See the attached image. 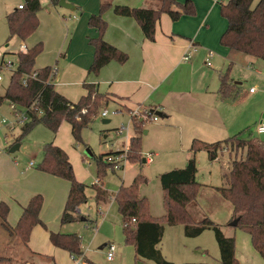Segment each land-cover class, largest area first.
I'll list each match as a JSON object with an SVG mask.
<instances>
[{
  "label": "crops",
  "instance_id": "obj_1",
  "mask_svg": "<svg viewBox=\"0 0 264 264\" xmlns=\"http://www.w3.org/2000/svg\"><path fill=\"white\" fill-rule=\"evenodd\" d=\"M24 1L20 0L19 3L13 5L7 11L5 20L6 16L16 11L19 5L24 4ZM38 1L40 10L36 14L37 28L24 41L14 36L11 38V42L19 41L26 46L27 50L41 44L42 50L35 58L34 68L39 70L50 67L56 70L52 81L55 92L69 102L76 103L87 94L84 85H91L94 91L106 96V104L103 108L113 105L119 114H127L128 118L135 110L153 111L159 120L153 123V128L147 127L144 130L146 122L143 126V135L150 136L149 134H152L157 145L155 149L158 152L165 151L166 148L176 149L178 147V153L171 149V154H177L174 155L175 157L159 160L157 165L160 164L163 167L171 164L178 166L177 168H183L188 160L194 156L197 165L196 181L200 184V188H202L201 185L206 186V188H217L212 181L216 180L215 165L220 161L219 156L214 161H209L204 151H199L193 155L190 151L191 144L194 140L213 144L235 136L249 122L242 118L251 116V113L241 114L236 108L233 97L223 99L219 94V76L226 70L230 74L231 63L239 58L235 54H241L230 51L219 44L220 37L227 26L226 20L220 16V4H217L215 0H175L179 4H184L186 1L192 2L195 7V14L192 16L181 15L177 21H172L167 14H162L155 25L153 42L144 38L139 25L133 18L117 16L112 9L107 10L102 16L107 23L102 39L125 53L127 61L124 64L111 61L101 68L97 75H93L88 73L94 55V49L89 44V40L97 38L98 32L88 26V20L91 16L98 14L101 4L109 2L112 7L156 9L160 0H65L72 7L70 9L62 8L59 5L53 6L49 0ZM172 10L181 12L174 6ZM190 45H193L195 50L192 52L189 61L184 62L182 57ZM8 46L6 44L5 48ZM17 53H19L17 50L11 51L12 55ZM5 54L0 57V60L4 58ZM206 60L209 61L210 65H206ZM229 79L233 83L230 76ZM237 84L233 83L235 92L237 91ZM263 115L264 113L258 122ZM60 129H63V134L70 133L72 136L71 126L67 122L61 123L57 132L54 133L56 135L55 140L53 143L51 142L64 151L65 147L58 143ZM118 150L119 148L109 152H117ZM141 151L142 147L140 153ZM149 154L152 155V160L157 154L159 156V153ZM67 157L69 159V155ZM0 159V175H11L10 178L0 179V184L9 185L8 190L0 189V203H5L8 206L7 222L14 228L30 199L40 195L42 204L39 219L43 225H36L35 227L41 226L46 230L50 220L55 221L54 227H50L49 231L42 233L51 245L48 233H58L55 228L60 226L62 228L63 226L60 219L69 193V183L38 171L37 166L35 167L32 162L20 167L19 163L12 165L8 157L0 155ZM203 160H207L208 165L207 176L204 177L206 183L204 184L197 180L200 170L199 164ZM141 162L148 165L144 159ZM222 171L224 172V170ZM223 172L221 179H223ZM78 180L82 182V177ZM146 181L145 185L139 186V196L142 198H149L147 194H141V189L148 184V180ZM99 182L100 179L97 177L93 187H98ZM99 188L106 194L107 198L96 203L98 206L107 207L114 198H111L112 196L107 190L102 189L101 186ZM231 215L232 208L225 217L224 226L228 228H234L229 226ZM81 221L84 220L81 219ZM35 227L31 231L26 248L31 255L37 257V254L30 250L41 251V248L38 247V241L32 240ZM183 228L182 225H166L164 228L158 248L165 260L170 263L173 262V259L167 257V253L163 251L164 241H167L165 244L167 249L171 246L175 254L180 255L183 261L190 256L193 250L195 252L205 250V247L197 240H195L196 242H189L184 236ZM114 229L118 230L115 227ZM40 231L39 228L37 232ZM118 231L114 237L112 230L102 233L101 242L103 244L98 249L105 250L107 253L108 245L114 246L112 260L108 261L105 254L108 263L114 262L117 252V262L120 264L123 263L124 259L130 264H152L138 258L135 255L134 247L125 244L123 228ZM224 235L234 238V255L238 264H264V257H261L253 249L249 235L242 232L238 234L236 230ZM112 237L116 244L110 241L113 239ZM50 248L48 253H54L56 250L59 254L68 255L61 249L53 246ZM48 255V257L41 256L50 258V254ZM81 256L85 262L91 264L86 260L83 252ZM51 258L52 262L56 264V256Z\"/></svg>",
  "mask_w": 264,
  "mask_h": 264
},
{
  "label": "trees",
  "instance_id": "obj_2",
  "mask_svg": "<svg viewBox=\"0 0 264 264\" xmlns=\"http://www.w3.org/2000/svg\"><path fill=\"white\" fill-rule=\"evenodd\" d=\"M51 5L57 6L60 0H49ZM228 0L220 4V16L226 20L227 26L220 37L219 44L230 51L245 56L264 60V0ZM177 7L181 12L173 11ZM112 9L117 16L131 17L140 27L144 38L154 41L155 25L162 14H167L172 21H177L181 15L192 16L195 7L192 2L179 4L175 0H160L156 9L112 7L109 2L101 4L98 14L88 20V26L96 29L98 36L90 39L89 44L94 49L93 61L88 73L97 75L101 68L111 61L124 64L127 55L115 47L107 44L103 39L107 23L103 14ZM40 10L38 0H25L22 9H18L6 16L9 41L16 36L24 41L37 28V12ZM42 46L38 44L19 52L16 57V70L11 74L4 94L0 96V106L5 102L13 103L21 110H25L28 121L21 125V137L27 135L36 126L42 125L52 133H56L63 122L71 126L74 141L81 142V132L91 125L99 110L106 104V96L94 91L91 85H84L87 94L76 103H71L55 92L52 69L46 67L35 70V58L41 53ZM36 72L34 78H30ZM27 77V78H26ZM26 78V85L22 81ZM219 94L221 98H232L236 94L234 85L226 70L219 76ZM41 111V115L38 112ZM133 136L127 149V161L141 160V134L145 120L132 118ZM17 140L16 142H18ZM190 151L196 154L204 151L209 161H214L220 152L226 151L230 155L244 152V157L234 159L230 163L229 171L223 175L225 188H214L221 197L228 201L232 208L231 220L238 218L237 226L250 236L253 249L264 257V143L253 138H243L241 133L213 144H206L194 140ZM119 152H109L95 157L96 174L100 179L108 168L105 158ZM38 171L50 174L69 183L70 189L64 210L60 219L61 225L77 222L81 216L76 215L80 205L86 202L84 184L75 178L72 165L66 153L52 143L43 147V158L36 168ZM197 165L194 156L186 166L159 175V183L163 191V207L165 215L160 219L149 216L146 198L139 196V186L143 177L137 175L127 187H121L114 196L118 213L123 221L124 242L132 245L135 255L152 264H172L165 260L158 245L162 240L164 225H182L186 238H196L204 231L213 232L219 251V262L215 264H238L235 255V242L232 237H226L221 229L211 220L205 218L194 222L186 207L196 200L200 184L196 181ZM95 200H105L106 194L94 187ZM42 204L40 195L30 199L23 209L17 225L12 231L7 226L8 206L0 203L1 227L9 231L24 246L29 240L32 229L41 225L39 211ZM134 219L135 222L131 223ZM43 225V224H42ZM51 245L72 255L81 256V239L76 234L48 233ZM1 260V259H0Z\"/></svg>",
  "mask_w": 264,
  "mask_h": 264
},
{
  "label": "rangeland",
  "instance_id": "obj_3",
  "mask_svg": "<svg viewBox=\"0 0 264 264\" xmlns=\"http://www.w3.org/2000/svg\"><path fill=\"white\" fill-rule=\"evenodd\" d=\"M257 1L258 0H255L254 4L257 3ZM19 2L20 0H0V57L6 53L3 61H12L14 64L16 57L11 54V51H18L21 42H11V39L7 41L9 33L5 15L13 5H16ZM227 2L228 0H225V3ZM6 44L9 45L8 48H5ZM235 55L239 58L231 63L229 74L233 83H238L236 86V96L233 97V100L236 102V108L241 114L247 115L251 113L249 118H242L244 121L249 122L240 130V133L243 138H253L264 143V134L258 135L255 131L256 124L264 113V60L250 58L241 54ZM3 76V81L0 82V96L4 94V90L8 85L11 76L10 71H4ZM251 88L254 89V93H249ZM104 109L109 112V115L106 118L100 116V113ZM17 110L23 112L21 108H18ZM2 119H6L8 122L2 123ZM16 119L17 118L10 109L9 102L5 101L0 106V155L8 157L12 165L19 163L20 167H22L32 162L36 167L42 161L44 145L51 142L53 143L56 135L44 126L38 125L27 135L21 137V125L15 122ZM103 119H107L110 122L103 124ZM153 123L154 122L152 121H148L144 130H146L147 127L153 128ZM122 125L128 126L129 128L127 137L125 135L120 137L115 134L116 129ZM62 132L63 129H60L58 143L65 147L64 151L66 153L68 152L67 155H69V159L72 163V169L76 180L80 182L78 179L82 177V182L80 183H83L85 186L87 200L80 205L76 211V215L81 216V219H84V221H81L80 219L77 222L63 225L62 228L61 226L57 227L55 228V231L63 234L71 233L78 235L81 239L82 252L89 263L120 264L117 262V252L115 253L114 262L108 263L105 259V250L98 249L103 244V242H101L102 233L104 231L112 230L114 237L118 234V230L123 228V221L113 199L107 207L98 206L96 203L95 190L93 187L97 180L96 162L94 158L118 148L119 150L126 149L129 139L133 136L130 118H128L127 114H119L113 105H109L106 108L100 109L98 114L94 117L91 125L82 130L81 142L76 143L72 139L70 133L63 134ZM149 135L150 136L143 135V133L141 134V160L145 159L146 154L159 153V156H157V154L153 157L152 164L146 165L141 162V160L138 162L126 161L123 168L119 171L112 170V168L108 166L104 171L103 177L100 178L98 187L101 186L102 189L107 190L110 196H112L111 198H114L120 187L130 185L136 175L143 176L144 179L140 185H145L147 182L146 180H148V184L141 189V194H147L149 197L146 198L148 202V213L152 218L160 219L162 215L165 214V210L163 207V191L160 187L158 176L161 173L174 169H181L182 167L177 168L178 166L171 164H167L163 167H161L160 164L157 165L158 162H160L159 160L162 161V159L175 157L174 155L177 154H171V151L176 150L175 152L178 153V147H176V149L170 147L166 148L165 151L158 152V150L155 149L157 148V145L153 140L152 134ZM17 140L19 141L16 142ZM16 145L19 146V149L11 153L10 150ZM85 150L90 151L91 157L85 155ZM218 156L220 161L215 165L217 173L216 180L212 181V183L217 188H225L227 185L224 178L221 179L222 170H224L223 175L226 174L229 171L228 166H230V160L232 161V158L238 159L244 157V152H238L237 154L232 153L230 155L228 152L223 151L220 152ZM206 161L207 160H203V162H200V170L197 179L203 184L206 183L204 177L207 176L208 170ZM213 172L215 173L214 170ZM10 177L11 175H0V179ZM201 187L202 188H200L196 194V200L187 206V211L191 215L193 221L199 222L207 218L214 222V224L221 229L222 233L226 235L233 232V230H236L238 234L240 232L245 233L238 227L228 228L224 226L226 223L225 217L229 212L231 205L228 201L224 200L217 191L213 190L214 188H206V186L203 185H201ZM0 189L8 190L9 185L1 183ZM54 224L55 221L52 219L50 220L49 225L46 226V230L41 226L35 227V234L32 235V240L38 241V247L41 248V251L30 249L32 250V253L37 254V257H35L28 252L27 248L19 239L1 227L0 219V264H54L51 257L55 256L56 264H73L70 257L65 253L59 254L56 250L54 253H48L52 246L46 241L45 236L42 235V233L44 231H49V228L54 227ZM7 226L12 231L9 222H7ZM114 227L118 230L114 229ZM39 228L41 231L37 232ZM187 240H189V242H196L195 240H197L205 247V250L196 252L193 250L184 262L180 258V255L175 254L171 246L167 249L165 245L167 241H164L163 251L167 253V257L173 259V264H215L219 262V251L212 231L206 230L199 237L187 238ZM110 241L115 243L114 238ZM46 252L50 254V258H47L49 255ZM38 254L48 256L44 257ZM122 264L130 263L126 262V259H124Z\"/></svg>",
  "mask_w": 264,
  "mask_h": 264
},
{
  "label": "built area",
  "instance_id": "obj_4",
  "mask_svg": "<svg viewBox=\"0 0 264 264\" xmlns=\"http://www.w3.org/2000/svg\"><path fill=\"white\" fill-rule=\"evenodd\" d=\"M225 0H215V2L217 4H223ZM22 5L18 6V9H22ZM195 50V47L193 45L189 46V49L185 52V54L182 57V61L187 62L189 61L192 52ZM27 51V48L24 44L19 45V49L18 52H22L25 53ZM209 56H211V53H209ZM206 65H210L209 61L206 60ZM10 71V73L12 74L15 70H16V63L14 64L12 61L10 62H4L3 59L0 60V82L3 81V72L4 71ZM56 70L54 68H52L51 71V76H53V74H55ZM36 76V72H33L30 76V78H34ZM26 77V78H27ZM26 78L22 81L23 86L26 85ZM250 93H254V89H250L249 90ZM10 104V109L12 110L13 114L15 115V117L17 118L15 122L19 123L20 125L26 123L28 121V115L25 112V110L20 111L17 110L18 107L16 105H14L13 103H9ZM41 111L38 112L39 115H41ZM114 113V112H112ZM109 115V112L107 110H103L100 113V116L102 118H106ZM132 118H135L136 120H145L146 122L148 121H152V122H156L159 120V118L157 117V115L154 114L153 111L151 110H135L131 113V117H130V121H132ZM8 120L6 119H2V123H7ZM255 131L258 135H263L264 134V116L261 118V120L258 122V124L256 125ZM129 132V128L128 126H124L122 125L121 127L117 128L115 131L116 136H122L125 135L127 137ZM127 149H128V145L126 147V149H122V150H118L117 152H119V154H115V155H109L105 158V162L108 166H110L112 168V170L115 171H119L123 168L124 163L127 161ZM145 162L147 164L152 162V155L151 154H146L145 156ZM135 220L132 219L131 223H134ZM113 252H114V246L112 244L108 245L107 248V253H106V259L108 261L112 260L113 258ZM82 256H75L72 255L70 257L71 261L73 262V264H88L87 262H85L84 260H82Z\"/></svg>",
  "mask_w": 264,
  "mask_h": 264
},
{
  "label": "water",
  "instance_id": "obj_5",
  "mask_svg": "<svg viewBox=\"0 0 264 264\" xmlns=\"http://www.w3.org/2000/svg\"><path fill=\"white\" fill-rule=\"evenodd\" d=\"M60 7H62V8H65V9H70V8H72L69 4H67L66 2H65V0H60L59 1V4H58ZM264 116V115H263ZM102 123L103 124H107V123H109V120H102ZM18 145H16L15 147H13L11 150H10V152L12 153V152H15L17 149H18ZM85 155L86 156H88V157H91V153H90V151L89 150H85ZM82 220H84V219H82ZM237 223H238V218H235V219H233L230 223H229V226L230 227H236L237 226Z\"/></svg>",
  "mask_w": 264,
  "mask_h": 264
}]
</instances>
